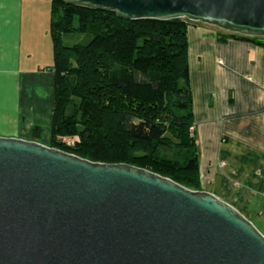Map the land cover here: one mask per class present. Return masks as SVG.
<instances>
[{"label": "water", "instance_id": "obj_1", "mask_svg": "<svg viewBox=\"0 0 264 264\" xmlns=\"http://www.w3.org/2000/svg\"><path fill=\"white\" fill-rule=\"evenodd\" d=\"M61 1L264 38V0ZM0 264H264V236L212 193L0 136Z\"/></svg>", "mask_w": 264, "mask_h": 264}, {"label": "trees", "instance_id": "obj_2", "mask_svg": "<svg viewBox=\"0 0 264 264\" xmlns=\"http://www.w3.org/2000/svg\"><path fill=\"white\" fill-rule=\"evenodd\" d=\"M189 22L119 18L52 0L50 147L99 163L149 170L201 191L189 81ZM87 43L67 46V37ZM220 43L264 38L225 32ZM36 139L41 128L33 129ZM72 141V145L63 142Z\"/></svg>", "mask_w": 264, "mask_h": 264}, {"label": "crops", "instance_id": "obj_3", "mask_svg": "<svg viewBox=\"0 0 264 264\" xmlns=\"http://www.w3.org/2000/svg\"><path fill=\"white\" fill-rule=\"evenodd\" d=\"M52 0H0V136L50 146ZM189 22V81L201 191L237 209L264 236V47ZM41 128L34 138L33 129ZM44 135V136H43ZM44 138H43V137Z\"/></svg>", "mask_w": 264, "mask_h": 264}, {"label": "rangeland", "instance_id": "obj_4", "mask_svg": "<svg viewBox=\"0 0 264 264\" xmlns=\"http://www.w3.org/2000/svg\"><path fill=\"white\" fill-rule=\"evenodd\" d=\"M223 32H225V31H223ZM86 41H87V39H86L85 36H83V35L82 36L74 35V36H70V37L65 38L64 44L67 45V46H73V45H76V44L83 45V44L87 43Z\"/></svg>", "mask_w": 264, "mask_h": 264}, {"label": "built area", "instance_id": "obj_5", "mask_svg": "<svg viewBox=\"0 0 264 264\" xmlns=\"http://www.w3.org/2000/svg\"><path fill=\"white\" fill-rule=\"evenodd\" d=\"M194 128L192 127L191 128V131L193 132ZM63 142L67 143L68 145H72L73 142L72 141H69V140H64Z\"/></svg>", "mask_w": 264, "mask_h": 264}]
</instances>
